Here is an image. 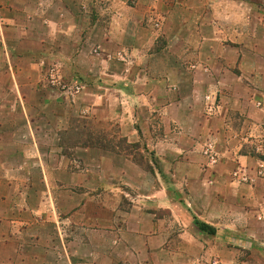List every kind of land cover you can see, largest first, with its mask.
I'll return each mask as SVG.
<instances>
[{
	"label": "crops",
	"instance_id": "obj_1",
	"mask_svg": "<svg viewBox=\"0 0 264 264\" xmlns=\"http://www.w3.org/2000/svg\"><path fill=\"white\" fill-rule=\"evenodd\" d=\"M128 1L0 0V264H135V255L147 258L138 264H264L263 162L223 146L232 140L231 111L245 107L256 115L251 125L264 122V103L255 110L250 105L255 92L264 96V0H182L163 10L160 2L154 10L155 0ZM155 16L163 20L156 23ZM131 39L135 109L162 112L164 135L153 141L157 157L168 162L156 170L147 204L169 209L170 217L146 213L128 235L116 206L107 212L109 221L101 220L103 240L93 253L92 234H75L89 229L86 219L77 221L87 204L70 198L74 180L71 186L54 179L55 170L69 174L68 167L43 162L38 123L27 116L38 108L28 97L45 95L44 108L69 109L75 88L92 94L93 58L86 48H122ZM49 71L62 90L46 87ZM251 86L258 89L253 93ZM202 91L217 94L221 104L205 124L198 118ZM35 101L40 105V97ZM214 134L223 138L209 163L202 147ZM101 187L116 195L114 185ZM127 236L131 245L123 243Z\"/></svg>",
	"mask_w": 264,
	"mask_h": 264
},
{
	"label": "rangeland",
	"instance_id": "obj_2",
	"mask_svg": "<svg viewBox=\"0 0 264 264\" xmlns=\"http://www.w3.org/2000/svg\"><path fill=\"white\" fill-rule=\"evenodd\" d=\"M162 1H154V10L159 5L162 10L168 8V5L175 8L181 6L180 2H182V0H166L165 7ZM127 3L134 5L135 0H129ZM190 3L197 5L199 0H191ZM155 19H157L156 23L163 20L158 16L153 20ZM125 42H127L126 46L122 48L113 45L105 47L106 50L98 45H90L86 48L93 58L91 69L93 76L87 81L92 94H83V89L77 85L79 88H75L74 94L69 96L72 104L69 109L44 108L41 103L44 102L45 95L39 96L40 105L35 101L39 97L36 99L31 95L28 97L33 100V107L38 108L27 111V116L38 123V128L35 127L38 129V147L42 152L43 162L49 166L68 167L69 174L55 170L54 179L59 180L60 183L69 181L71 186L74 180L75 190H70V198L75 195L76 205L87 204L86 215L83 211L79 212L77 221L79 223L82 222V218L86 219L89 229L78 228L75 234H92L90 242L93 253L99 249V244L103 240L101 234H104L102 232L104 228L100 227L105 222L101 220L109 221L111 217L108 216L111 213L109 212L107 216V212L115 209L116 206L118 216H123L121 224L124 234L128 235L136 233L138 220H145L146 213L154 212L161 219L170 217L169 209L158 207L155 211L153 206L147 204L149 202L147 195L154 179H158L155 175L156 170L168 163L157 157L156 152L159 151V147L153 141L164 135L162 112L149 111L146 108L135 109V63L133 62L135 42L132 39ZM258 69L262 70L261 64ZM101 72L109 73V77L104 76L101 80L99 78ZM52 73L49 71L45 77L46 87H57L62 90L61 81L52 82L54 80ZM26 75L30 80L35 81L36 72L29 71V67ZM101 83L102 87H99ZM251 88L253 92L258 86ZM251 97L253 98L250 105L254 110L260 109L264 103V96L255 92ZM197 103L200 106L198 118L202 120L201 124H205L204 121H210L219 114L221 104L217 94L202 91ZM239 108L241 110L231 111L228 114L232 140L223 146L227 148L237 146L240 152L257 157L263 162L258 167L259 170L264 169V122L256 126L251 125L256 115L248 116L249 111L245 112L242 109L245 107ZM257 119H260L259 115ZM247 132L250 137H243ZM149 133L151 139L148 138ZM222 138L215 134L206 137L202 154L206 158L210 157L209 163H214L217 157L215 146ZM16 162L17 160H13V164ZM257 176L262 177V174ZM109 184L114 185L116 195L106 196L104 193L103 190L107 187L101 185ZM67 192L60 195V200L67 197ZM51 193L53 197V192ZM178 229L177 224L173 226L174 233ZM199 229L205 233V236L212 235L209 234L210 229L205 226H200ZM44 234H49L48 240L51 245V234H53L51 228L44 229ZM134 240L135 247L141 245V239L137 240L135 237ZM123 243L131 245V238L124 237ZM114 250L115 247L112 251ZM127 258L131 260L128 256ZM239 258L247 259L242 255H239ZM137 261L141 262L142 257L135 255V264H138ZM142 262L146 263L147 258Z\"/></svg>",
	"mask_w": 264,
	"mask_h": 264
},
{
	"label": "built area",
	"instance_id": "obj_3",
	"mask_svg": "<svg viewBox=\"0 0 264 264\" xmlns=\"http://www.w3.org/2000/svg\"><path fill=\"white\" fill-rule=\"evenodd\" d=\"M212 109V108H211Z\"/></svg>",
	"mask_w": 264,
	"mask_h": 264
}]
</instances>
